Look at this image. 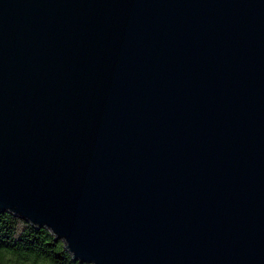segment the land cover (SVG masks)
<instances>
[{
    "label": "water",
    "instance_id": "95a60500",
    "mask_svg": "<svg viewBox=\"0 0 264 264\" xmlns=\"http://www.w3.org/2000/svg\"><path fill=\"white\" fill-rule=\"evenodd\" d=\"M0 212L86 264H264V0H0Z\"/></svg>",
    "mask_w": 264,
    "mask_h": 264
},
{
    "label": "trees",
    "instance_id": "16d2710c",
    "mask_svg": "<svg viewBox=\"0 0 264 264\" xmlns=\"http://www.w3.org/2000/svg\"><path fill=\"white\" fill-rule=\"evenodd\" d=\"M0 264H86L73 260L62 240L46 228L0 212Z\"/></svg>",
    "mask_w": 264,
    "mask_h": 264
}]
</instances>
